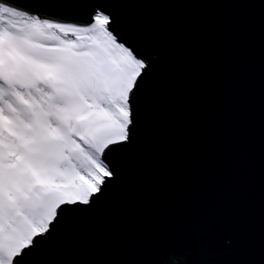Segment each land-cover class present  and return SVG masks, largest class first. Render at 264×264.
<instances>
[{
    "label": "water",
    "instance_id": "obj_1",
    "mask_svg": "<svg viewBox=\"0 0 264 264\" xmlns=\"http://www.w3.org/2000/svg\"><path fill=\"white\" fill-rule=\"evenodd\" d=\"M100 7L147 65L128 142L90 206H64L34 264H264V0H42Z\"/></svg>",
    "mask_w": 264,
    "mask_h": 264
},
{
    "label": "snow or ice",
    "instance_id": "obj_2",
    "mask_svg": "<svg viewBox=\"0 0 264 264\" xmlns=\"http://www.w3.org/2000/svg\"><path fill=\"white\" fill-rule=\"evenodd\" d=\"M56 8V0H42ZM86 23L0 0V264H34L64 206H90L126 143L146 64L96 7Z\"/></svg>",
    "mask_w": 264,
    "mask_h": 264
},
{
    "label": "trees",
    "instance_id": "obj_3",
    "mask_svg": "<svg viewBox=\"0 0 264 264\" xmlns=\"http://www.w3.org/2000/svg\"><path fill=\"white\" fill-rule=\"evenodd\" d=\"M184 261V257L174 256L170 264H180Z\"/></svg>",
    "mask_w": 264,
    "mask_h": 264
},
{
    "label": "bare ground",
    "instance_id": "obj_4",
    "mask_svg": "<svg viewBox=\"0 0 264 264\" xmlns=\"http://www.w3.org/2000/svg\"><path fill=\"white\" fill-rule=\"evenodd\" d=\"M69 22H76V23H80V22H77V21H73V20H68Z\"/></svg>",
    "mask_w": 264,
    "mask_h": 264
},
{
    "label": "rangeland",
    "instance_id": "obj_5",
    "mask_svg": "<svg viewBox=\"0 0 264 264\" xmlns=\"http://www.w3.org/2000/svg\"><path fill=\"white\" fill-rule=\"evenodd\" d=\"M138 58H140V59L144 60V58H142V57H139V56H138ZM144 61H145V60H144ZM145 64L147 65L146 61H145Z\"/></svg>",
    "mask_w": 264,
    "mask_h": 264
}]
</instances>
